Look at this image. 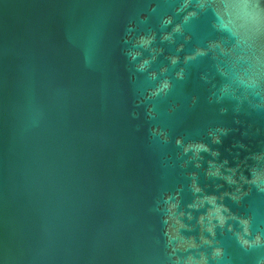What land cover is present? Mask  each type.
Here are the masks:
<instances>
[{
    "label": "water",
    "instance_id": "95a60500",
    "mask_svg": "<svg viewBox=\"0 0 264 264\" xmlns=\"http://www.w3.org/2000/svg\"><path fill=\"white\" fill-rule=\"evenodd\" d=\"M0 264H264V0H0Z\"/></svg>",
    "mask_w": 264,
    "mask_h": 264
}]
</instances>
